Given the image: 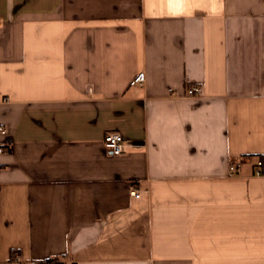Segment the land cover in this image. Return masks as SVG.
Returning <instances> with one entry per match:
<instances>
[{"label":"crops","instance_id":"1","mask_svg":"<svg viewBox=\"0 0 264 264\" xmlns=\"http://www.w3.org/2000/svg\"><path fill=\"white\" fill-rule=\"evenodd\" d=\"M0 19V264H264V0H0Z\"/></svg>","mask_w":264,"mask_h":264},{"label":"built area","instance_id":"2","mask_svg":"<svg viewBox=\"0 0 264 264\" xmlns=\"http://www.w3.org/2000/svg\"><path fill=\"white\" fill-rule=\"evenodd\" d=\"M1 21V19H0ZM146 80V74L144 72L139 73L134 81L138 84H143ZM201 89L197 86L189 87V90L187 92V96H195L197 93H199ZM0 132H5L4 128H0ZM103 145L105 146V149L109 151L113 156H119L124 152L125 144H124V138L121 134V132H115V131H109L104 136V142ZM4 153V148L0 146V154ZM243 160H234L230 162L228 166L229 175L232 177H235L241 173V169L243 167ZM254 175L258 177H264V157H259L253 166ZM132 197L139 198L140 192L137 189H134L131 192ZM42 264H62L59 261L56 260H50L47 262H44Z\"/></svg>","mask_w":264,"mask_h":264}]
</instances>
